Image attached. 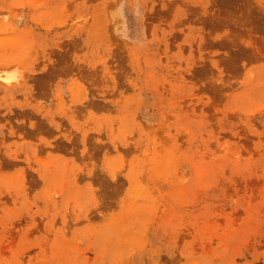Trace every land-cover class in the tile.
Wrapping results in <instances>:
<instances>
[{"label": "rangeland", "instance_id": "rangeland-1", "mask_svg": "<svg viewBox=\"0 0 264 264\" xmlns=\"http://www.w3.org/2000/svg\"><path fill=\"white\" fill-rule=\"evenodd\" d=\"M0 264H264V0H0Z\"/></svg>", "mask_w": 264, "mask_h": 264}, {"label": "bare ground", "instance_id": "bare-ground-1", "mask_svg": "<svg viewBox=\"0 0 264 264\" xmlns=\"http://www.w3.org/2000/svg\"><path fill=\"white\" fill-rule=\"evenodd\" d=\"M2 78H3V77H2ZM2 78H1V79H2ZM15 80H16V82H17V79H15ZM15 80H14V81H15ZM7 81H8V80H7ZM10 81H11V80H10ZM10 81H9V82H10ZM1 82H2V81H1ZM5 82H6V80H5ZM9 82H7V83H9ZM3 83H4V81H3ZM7 83H5V84H7ZM1 84H2V83H1ZM7 85H8V84H7Z\"/></svg>", "mask_w": 264, "mask_h": 264}]
</instances>
